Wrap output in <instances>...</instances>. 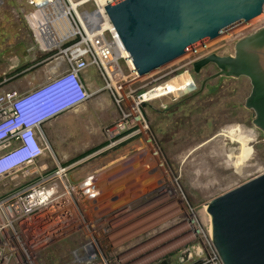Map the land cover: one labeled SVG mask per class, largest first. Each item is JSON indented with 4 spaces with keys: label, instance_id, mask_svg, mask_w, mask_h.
I'll return each instance as SVG.
<instances>
[{
    "label": "rangeland",
    "instance_id": "rangeland-1",
    "mask_svg": "<svg viewBox=\"0 0 264 264\" xmlns=\"http://www.w3.org/2000/svg\"><path fill=\"white\" fill-rule=\"evenodd\" d=\"M32 8L30 0H0V79H4L0 82V93L20 92L24 80L42 76V66L29 67L37 54L32 32L25 20V14ZM261 14L193 48L187 53L188 58L197 59L211 52L233 54L237 38L264 25V14ZM166 70L154 74L155 70L145 75L149 77L141 83H135L134 86L142 85L135 95L150 91L171 77L144 86ZM216 70L213 64L204 66L198 73L190 67L196 88L178 99L174 100L172 93L155 95L151 91L147 94L150 99L142 105L147 129L102 152L101 155L109 154L110 165L96 177L102 182L101 192L90 202L83 199L77 202L73 207L75 223L60 221L56 226V230L73 226L76 233L69 236L70 241L67 240L69 237L62 235L45 247L37 248L34 262L84 264V260L79 262L72 253L79 246L71 252L67 246L72 241L75 246L91 239L98 262L140 264L136 262L153 257V250L157 247L163 249L169 242H176L174 245L200 243L203 234L208 235L210 222L205 203L264 172V136L251 121V110L244 107L251 88L249 79L245 76L217 77L209 80L208 87H203L199 95L194 94L201 81ZM86 74L83 81L92 93L87 102L91 103L98 95L97 86L104 82L95 67H90ZM97 98L102 102L88 117L87 125L104 121L100 119L104 115L113 114L117 120L118 112L108 92L103 91ZM103 98H108L109 102H103ZM55 121L61 122L56 119L39 127L46 140ZM231 127L240 129L241 134H231L228 131ZM75 134L74 129V135L69 133L68 139L64 140L70 148L83 146L82 138H89L84 131L77 138ZM85 144V150H99L107 141L101 134L100 139L87 140ZM242 148L249 149L246 155ZM83 164L85 171L92 169L90 162ZM4 180L0 181V195L10 187L8 182L12 185L15 182ZM58 215L60 213L53 216ZM149 224L151 226H147ZM43 227L46 230L45 224ZM197 229L199 234L194 232ZM191 234V239L186 237ZM165 256L160 255L152 262Z\"/></svg>",
    "mask_w": 264,
    "mask_h": 264
},
{
    "label": "built area",
    "instance_id": "built-area-1",
    "mask_svg": "<svg viewBox=\"0 0 264 264\" xmlns=\"http://www.w3.org/2000/svg\"><path fill=\"white\" fill-rule=\"evenodd\" d=\"M73 1L77 4L75 7L72 6ZM115 1L117 0H30L33 8L25 14L35 43L34 51L37 52L29 67L42 66L45 79L64 76L69 84L78 80L82 98L88 99L92 93L83 81V73L88 68L95 67L102 77L104 84L96 92H108L119 117L104 126L102 132L107 144L99 152L140 135L143 129L146 130L142 105L148 99L143 96L151 91L155 93L156 88H160L157 92L171 93L163 88V83L183 72L190 74V66L196 60L188 58L187 52L169 63L170 65L157 69L154 74L173 64L177 65L151 79L144 86L164 77H171L150 91L135 95L142 88V85L134 86L135 83H141L149 76L142 77L137 74L104 8ZM189 92L190 90L184 94ZM18 94L14 90L0 93V118L14 112L13 103ZM178 97L174 95V100ZM14 135L19 138L21 148L0 160L1 174L17 165H33L35 159L49 149L47 144H39L35 135L29 136L24 129ZM40 135L44 139L41 132ZM76 162L62 164L57 161L53 170L39 167L33 171H25L24 177H28L27 180L15 183L0 195V264H35L37 248L45 247L54 238L61 236L58 233L65 231L64 228L56 230L58 223L68 220L74 222L73 207L77 202L81 199L90 202L99 195V183L92 175L70 183L68 174L76 166ZM96 190L98 193H95ZM55 206H58L55 213L60 215H42L43 211ZM67 209L71 212L69 218L66 216ZM200 243L203 252L201 261L196 264H222L212 244L210 230L208 235L203 234ZM94 245L89 239L72 253L79 262L84 260V264H109L106 260L97 261Z\"/></svg>",
    "mask_w": 264,
    "mask_h": 264
},
{
    "label": "water",
    "instance_id": "water-1",
    "mask_svg": "<svg viewBox=\"0 0 264 264\" xmlns=\"http://www.w3.org/2000/svg\"><path fill=\"white\" fill-rule=\"evenodd\" d=\"M104 8L143 77L258 16L264 0H117ZM208 64L217 70L201 81L194 94L217 77H247L251 88L244 107L251 110V121L264 136V25L239 37L233 54L211 52L190 67L198 73ZM205 211L222 264H264V172L211 198ZM202 252L199 242H185L138 262L149 264L166 255L152 263L196 264Z\"/></svg>",
    "mask_w": 264,
    "mask_h": 264
},
{
    "label": "crops",
    "instance_id": "crops-1",
    "mask_svg": "<svg viewBox=\"0 0 264 264\" xmlns=\"http://www.w3.org/2000/svg\"><path fill=\"white\" fill-rule=\"evenodd\" d=\"M89 68L84 72L85 74L88 72ZM82 75L85 77V75ZM87 75V74H86ZM89 75V74H88ZM46 78V76L43 73L42 70V76H35V77H30L26 80H24L21 85L22 88L20 91H25L39 83H41L42 81H44ZM99 86H97L98 88ZM98 95L97 97L103 93V91L100 92H96ZM95 98L91 101V103H87L88 100L85 102H81L75 105V107L66 110L64 112H61L57 115H55L54 117H51L47 120H45L43 123L47 124H51V121H54L56 119H60L61 122L56 123V121L53 123V125H51V131L49 133V135L47 137V140L41 137L40 132L37 131V134L35 135V138L37 139V142L40 144H47L49 149L45 150L40 156H38L35 159V162L33 165H25V164H21V165H17L14 166L13 168H11L9 171L5 172L4 174H0V181H3L5 178H7V180H14V184L17 182H21V181H25L28 179V177H24V172L25 171H33V169L36 168H47L46 170H53L57 164V161L62 163V164H69L71 162H76V166L79 165V167H77L75 169L72 168L68 174V180L70 181V183H75L78 180L82 179L83 177L87 176V175H92L94 176L95 180H97V176L99 174V172H103L105 169H107L110 165V157L109 154L106 155H101L102 152H99L98 150H94L88 154H85V152L89 149L85 150V143L87 142V140L92 141L94 138L96 139H100L101 134L103 135V128L104 126L110 124L113 120H114V115L110 114V116L104 115L101 116L100 119L103 118L104 121H98L97 122H89L87 125V120L88 117H91V114L93 113V111H95V108H99L100 103L102 102V99H98ZM106 99V100H105ZM103 98V102H109L108 98ZM114 110H112L113 112ZM67 112V113H65ZM69 112H72L71 114H68ZM111 112V113H112ZM65 113V114H64ZM63 114V115H62ZM43 123L40 125L42 126ZM74 129L77 131V134H75V137L77 138L81 133L86 132L89 135L88 139H84L82 138V140H84V145L80 146L76 145L74 148H70L69 146H67L66 143H64L65 138L68 139V135L70 133V136L74 135ZM39 130V129H38ZM70 131V132H69ZM44 133V132H43ZM89 143V142H88ZM92 148V147H91ZM104 152V151H103ZM85 154V155H82ZM92 159V160H91ZM70 161V162H68ZM68 162V163H67ZM90 162V165L92 166V169H90L89 171H85L83 169L82 166H84L83 163H88ZM83 164V165H82ZM78 168H80V170H78ZM75 170V171H74ZM72 171L74 172L72 174ZM5 174H8L6 177H3ZM75 175V177H73ZM97 177V178H96ZM100 180V179H99ZM5 181V180H4ZM99 186H101V181H98ZM7 184H9L8 186H13L12 182H8ZM5 184V185H7ZM9 187V188H10ZM80 201V200H79ZM76 222V221H75ZM66 231H64L63 233L60 232L58 233V236H62L65 235L64 237H71V235L75 234L76 232V228L75 229H68L64 228ZM60 236V238H61ZM68 238L67 240L70 241L71 238ZM74 238V237H72ZM59 239V238H57ZM75 240V239H74ZM81 242H79L77 245L75 244L74 246V241L70 242L68 244V248L67 250L71 249L70 252L77 248V246H80ZM70 254V253H69ZM70 261L73 262L71 256H70ZM68 261V262H70Z\"/></svg>",
    "mask_w": 264,
    "mask_h": 264
},
{
    "label": "clouds",
    "instance_id": "clouds-1",
    "mask_svg": "<svg viewBox=\"0 0 264 264\" xmlns=\"http://www.w3.org/2000/svg\"><path fill=\"white\" fill-rule=\"evenodd\" d=\"M82 97L79 81L73 80L69 84L64 76L45 79L25 91H20L13 103L14 112L0 118V160L21 148L19 138L14 135L15 132L24 129L29 136L36 135L45 120L87 101L88 98ZM77 99L81 100L75 102ZM40 120L42 121L31 125ZM21 123H24L23 127L14 128Z\"/></svg>",
    "mask_w": 264,
    "mask_h": 264
},
{
    "label": "bare ground",
    "instance_id": "bare-ground-1",
    "mask_svg": "<svg viewBox=\"0 0 264 264\" xmlns=\"http://www.w3.org/2000/svg\"><path fill=\"white\" fill-rule=\"evenodd\" d=\"M101 4H104V2H100ZM100 4V5H101ZM77 4L73 1V7H75ZM263 14H264V11L262 12V14L260 15V16H263ZM258 18H261V17H258ZM258 20V19H257ZM253 22V21H252ZM171 80V81H170ZM164 87L163 88H167V90L169 91V92H171V93H173L176 97H178V96H181L182 94H184L185 92H187V91H189V90H192L195 86H196V84L194 83V80H193V78H192V76L188 73V72H183L181 75H179L178 77H173L172 79H169V80H167L166 82H165V84L163 85ZM160 90V88H156L155 89V95L157 94L158 95V93H160V94H164V92H157V91H159ZM184 96V95H183ZM143 98L144 99H149L150 97H148L147 96V94H145L144 96H143ZM43 120V119H42ZM42 120H40V121H35V122H33L31 125H35V124H37V123H39V122H41ZM23 124L24 123H21L20 125H18V126H16V127H14V128H21V127H23ZM228 131L231 133V134H241V130L240 129H237V128H233V127H231V128H228ZM226 134V133H225ZM234 136V135H233ZM247 136V135H246ZM248 137V136H247ZM249 138V137H248ZM236 139V138H235ZM245 152H244V151ZM247 150H249V149H245V148H242V151L244 152V154L246 155V153H248L247 152ZM242 152V153H243ZM231 153V152H230ZM241 153V154H242ZM231 157H232V154H231ZM235 157H238V156H236L235 155ZM2 173V172H1ZM0 173V174H1ZM101 192V191H100ZM95 193H98V191L96 190L95 191ZM98 199V198H97ZM68 200V199H67ZM55 208H58V206H55L54 208H51V209H49V210H45V211H43V213H42V215H46V214H48V213H55ZM70 215H71V212H70V210H66V216L69 218L70 217ZM150 224H152V223H150ZM147 225V226H151V225ZM66 228V227H65ZM61 229V228H60ZM63 229V228H62ZM65 230V229H64ZM68 230V229H67ZM66 231V230H65ZM196 234H199V229H197L196 231H194ZM62 233H63V231H62ZM192 235L193 234H191V235H189V236H186V237H188L189 239H191V237H192ZM183 238H185V237H183ZM188 238H186V239H188ZM185 239V240H186ZM184 241V240H183ZM176 242H174V243H172V242H169L167 245H169L168 247H167V245H165L164 246V248L163 249H161V247H157L156 249H154L153 250V253H152V255L154 256V255H157V254H159V253H161V252H164V251H166V250H169V249H171V248H174L175 246H177V245H180V244H176V245H174ZM150 248V247H149ZM149 248H147V249H149ZM152 249V248H151ZM161 249V250H160ZM146 249L144 248V251H145ZM145 258V257H144ZM141 259H143V258H141ZM148 258H146L145 260H147ZM123 261H125V260H123ZM139 261H141V260H139ZM136 263H140V264H142L143 262H136ZM36 264V263H35Z\"/></svg>",
    "mask_w": 264,
    "mask_h": 264
},
{
    "label": "flooded vegetation",
    "instance_id": "flooded-vegetation-1",
    "mask_svg": "<svg viewBox=\"0 0 264 264\" xmlns=\"http://www.w3.org/2000/svg\"><path fill=\"white\" fill-rule=\"evenodd\" d=\"M30 61H31V60H30ZM210 75H211V74H210ZM208 76H209V75H208ZM208 76H206V78H207ZM2 81H4V79H0V82H2ZM207 83H208V81L205 82V84H204V88H205V86L208 85ZM200 84H201V83H200ZM207 87H208V86H207Z\"/></svg>",
    "mask_w": 264,
    "mask_h": 264
},
{
    "label": "trees",
    "instance_id": "trees-1",
    "mask_svg": "<svg viewBox=\"0 0 264 264\" xmlns=\"http://www.w3.org/2000/svg\"><path fill=\"white\" fill-rule=\"evenodd\" d=\"M94 150H95V149L88 150V151L85 152V154H88V153H90V152H92V151H94ZM85 154H82V155H85Z\"/></svg>",
    "mask_w": 264,
    "mask_h": 264
}]
</instances>
